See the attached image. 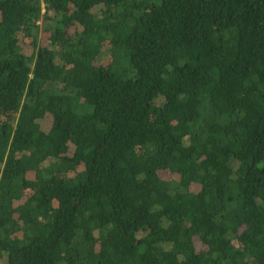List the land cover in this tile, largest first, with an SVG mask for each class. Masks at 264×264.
I'll list each match as a JSON object with an SVG mask.
<instances>
[{
  "label": "trees",
  "instance_id": "obj_1",
  "mask_svg": "<svg viewBox=\"0 0 264 264\" xmlns=\"http://www.w3.org/2000/svg\"><path fill=\"white\" fill-rule=\"evenodd\" d=\"M0 264H264V0H0Z\"/></svg>",
  "mask_w": 264,
  "mask_h": 264
},
{
  "label": "rangeland",
  "instance_id": "obj_2",
  "mask_svg": "<svg viewBox=\"0 0 264 264\" xmlns=\"http://www.w3.org/2000/svg\"><path fill=\"white\" fill-rule=\"evenodd\" d=\"M168 177V176H167Z\"/></svg>",
  "mask_w": 264,
  "mask_h": 264
}]
</instances>
